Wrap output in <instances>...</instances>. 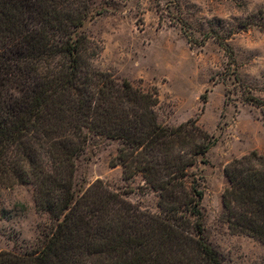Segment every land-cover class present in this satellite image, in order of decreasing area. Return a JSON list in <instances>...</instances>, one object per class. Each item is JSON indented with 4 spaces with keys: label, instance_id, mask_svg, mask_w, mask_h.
I'll return each mask as SVG.
<instances>
[{
    "label": "trees",
    "instance_id": "obj_1",
    "mask_svg": "<svg viewBox=\"0 0 264 264\" xmlns=\"http://www.w3.org/2000/svg\"><path fill=\"white\" fill-rule=\"evenodd\" d=\"M90 11L91 0H0V190L31 184L53 221L35 251H1L0 264H224L203 235V191L189 180L214 136L195 120L158 122L154 93L90 65L77 33ZM90 134L117 141L111 164L142 175L158 213L100 180L75 192ZM225 175L228 227L264 245V152L233 159Z\"/></svg>",
    "mask_w": 264,
    "mask_h": 264
},
{
    "label": "rangeland",
    "instance_id": "obj_2",
    "mask_svg": "<svg viewBox=\"0 0 264 264\" xmlns=\"http://www.w3.org/2000/svg\"><path fill=\"white\" fill-rule=\"evenodd\" d=\"M77 33L93 68L156 95L158 122L195 120L214 136L204 161L189 169L203 191L204 238L224 264H263L264 245L228 227L222 193L233 159L264 152V0H91ZM84 145L76 193L100 180L140 209L159 212L158 194L142 175L126 177L111 164L117 141L90 134ZM34 195L26 183L0 190V252L31 253L50 232L53 221Z\"/></svg>",
    "mask_w": 264,
    "mask_h": 264
}]
</instances>
